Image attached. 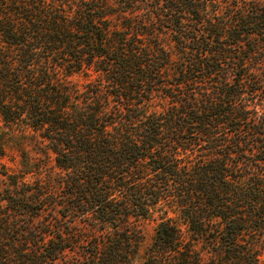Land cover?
I'll return each instance as SVG.
<instances>
[{
	"label": "trees",
	"instance_id": "1",
	"mask_svg": "<svg viewBox=\"0 0 264 264\" xmlns=\"http://www.w3.org/2000/svg\"><path fill=\"white\" fill-rule=\"evenodd\" d=\"M10 145L0 264H264V0H0Z\"/></svg>",
	"mask_w": 264,
	"mask_h": 264
},
{
	"label": "rangeland",
	"instance_id": "2",
	"mask_svg": "<svg viewBox=\"0 0 264 264\" xmlns=\"http://www.w3.org/2000/svg\"><path fill=\"white\" fill-rule=\"evenodd\" d=\"M26 148H29V146H25ZM7 155L0 158V161L5 163L6 166L15 169L19 167V151L15 146H11L6 148ZM31 152V151H30ZM32 154V152H31ZM29 177V175H27ZM160 211H154L152 212L148 217L142 218L139 220V227L141 229V241L139 244L138 253L134 259V264H141V261L144 256V249L146 245L151 240V237L154 233L155 226L157 222L160 220L162 216H164ZM167 215L173 216L171 212H168Z\"/></svg>",
	"mask_w": 264,
	"mask_h": 264
}]
</instances>
